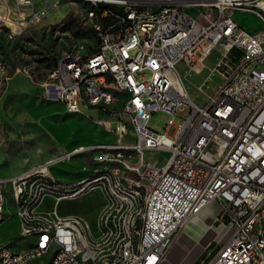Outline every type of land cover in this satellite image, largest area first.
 Listing matches in <instances>:
<instances>
[{
    "label": "built area",
    "instance_id": "2783aa9c",
    "mask_svg": "<svg viewBox=\"0 0 264 264\" xmlns=\"http://www.w3.org/2000/svg\"><path fill=\"white\" fill-rule=\"evenodd\" d=\"M0 0V24L11 39L52 14L59 4L44 1L37 11L34 0ZM88 5V0H84ZM106 25L90 26L96 33L94 52L79 58V50L54 57L41 94L56 96V102L78 108L116 106L100 121L116 138L98 146L80 145L48 161L0 181V215H5L6 197L17 208L21 247L11 241L0 248V264H47L37 262L47 246L59 253L57 264L90 261V264H159L185 224L198 218L210 205H218L214 220L218 235L228 240L209 251L197 264H264V0H97ZM112 5V12H105ZM73 7L79 6L72 2ZM203 8L197 16L185 10ZM86 15H92L89 6ZM237 10L253 12L263 23L259 31L244 28L233 18ZM197 11V10H196ZM219 47L222 57L211 76L223 82L205 105L195 103L180 75L201 73L205 60ZM236 50L239 57L231 55ZM23 72L31 76L28 67ZM9 80L8 67L0 60V94ZM201 88V87H199ZM189 114L182 122L175 116L182 107ZM171 118L164 132L148 126L153 112ZM176 124L173 135L169 129ZM135 137L125 143L129 133ZM127 145V152L114 153V145ZM147 151H168L163 165L147 160ZM91 155L99 184L59 181L53 165L77 156ZM100 166V167H99ZM108 170H116L121 193H105ZM90 176V175H89ZM86 176L84 178H88ZM44 179L58 180L56 190H41ZM101 189L104 202L113 201L108 214L97 217L96 232L79 214H61L60 202L81 196V189ZM131 188H139L144 206H136ZM31 189H39L31 201ZM70 189V196H62ZM45 200H53L44 207ZM80 223L90 233L80 232ZM121 224L116 234L120 249L97 254L105 230ZM40 231V238H32ZM55 234V243L47 235ZM94 240V247H86ZM48 257V256H47Z\"/></svg>",
    "mask_w": 264,
    "mask_h": 264
},
{
    "label": "rangeland",
    "instance_id": "374dc122",
    "mask_svg": "<svg viewBox=\"0 0 264 264\" xmlns=\"http://www.w3.org/2000/svg\"><path fill=\"white\" fill-rule=\"evenodd\" d=\"M10 1L14 5V1ZM44 1L34 0L37 11L44 6ZM48 1L60 6L50 8L52 12L50 16L30 27L18 38H9L8 28L0 24V60L7 65L9 75V80L0 94V168L4 173L9 171L18 173L79 143H88V145L109 143L116 138L108 128L110 125H101L99 122L110 119L109 117L112 116L110 111L115 108H123L126 97H118L116 106L110 105L109 111L105 108L82 106L83 112L88 116L66 113L64 105L52 103L42 97L37 82L46 77L54 57L67 50L94 52L93 46L96 43V38L88 34L93 22L85 14L86 6H89V11L94 8L90 1L88 5L83 3L84 0ZM72 2L78 3L79 6L73 7ZM185 10L197 16L204 9L185 7ZM234 15V19L246 29L259 31L263 28L261 19L253 12L238 10ZM66 20L71 21V26L64 30L60 25ZM232 55L239 57L240 53L234 50L230 56ZM221 57L220 48H215L205 60V68L201 73L193 72L189 75L185 66L178 65L190 98L195 103L205 105L209 100L208 95L215 94L223 82L218 73L211 76L212 69L216 67ZM25 67H28L31 76L23 72ZM188 114L189 108L182 107L175 116L176 124L186 119ZM170 118L171 115L164 112H153L148 126L158 132H164ZM176 124L169 129V135L174 134ZM124 142L129 144L135 142L131 132ZM169 155L168 151H147L145 158L152 161L158 160L160 165H163ZM91 157V155L77 156L60 161L53 165L51 170L55 177L64 183H76L82 178L89 180L95 175L93 172L97 168L91 162ZM86 176L89 177L84 178ZM102 189L110 193L104 183ZM131 197L134 198L136 206H144L140 189L137 196L131 193ZM6 200L5 219L0 223V248L11 241L13 249L20 251L24 247H21L17 239L21 235L17 208L8 197ZM52 202L53 200H45L44 207H51ZM112 208L113 201L104 202L103 193L99 188L91 191L87 189L80 197L74 200H63L59 205L61 214H79L85 217L94 232L97 230L96 222L100 209L101 214H107ZM212 209L218 210V205L215 204ZM198 221L195 220V225L192 222L187 230L200 234L202 229L199 223L201 222ZM212 231L217 236L219 228L215 225ZM114 232H121L120 223H113V230H105L101 242L97 245V254L106 253L107 246H110L111 242H113V249H120V242L116 241ZM83 233H89L87 223H83ZM231 233L232 231L223 240H228ZM218 238L220 235L217 236ZM206 240L205 236L203 243ZM86 241L91 245L90 247H94V240ZM51 256L52 253H49L48 257ZM80 264H90V262Z\"/></svg>",
    "mask_w": 264,
    "mask_h": 264
},
{
    "label": "crops",
    "instance_id": "0c3cea01",
    "mask_svg": "<svg viewBox=\"0 0 264 264\" xmlns=\"http://www.w3.org/2000/svg\"><path fill=\"white\" fill-rule=\"evenodd\" d=\"M235 12H233V15H232L233 18L235 16L234 15ZM248 30H250V29H248ZM251 31H253V30H251ZM254 31H256V30H254ZM37 84L39 85L40 91H41L40 81L37 82ZM47 101H49V100H47ZM52 103H60V102H52ZM60 104L64 105L63 103H60ZM64 109H65V112L68 113L65 105H64ZM70 114H73V113H70ZM73 115H78V114H73ZM80 145H88V143H79V144L70 146L65 151L61 152L60 154H57V155L50 157V158H47V159H45L39 163L53 159V158L61 155L62 153L69 151L72 148L78 147ZM39 163H36V165ZM27 169L28 168H26V169H24L18 173H11L10 171L7 173H4L2 171L3 169L0 168V177H9V176L17 175V174H19V173H21ZM214 205L215 204L208 206L200 214V216L198 218L191 219L190 221H188L185 224V226L183 227V229L181 230V232L179 233V235L177 236L175 241L171 244V246H170V248L166 254L165 259H163L159 264H197L199 262V260L202 257H204L209 251H211V250L216 251L218 249L219 245L225 242L223 240L225 237L221 238V235H220V238L217 239L218 233L216 236V233H214V231L211 232L212 228L215 227V225H216V227H218L217 224L214 223V220L218 214L219 208H218V210L214 211L212 209V206H214ZM195 220H199L198 222H201V223H199L201 225V229H202V230L200 229L201 230L200 234L191 233L190 232L191 230H187V229H189V226H191L190 224L192 222L194 223V225L196 224ZM199 228H200V226H199ZM205 236L207 237V240L203 243Z\"/></svg>",
    "mask_w": 264,
    "mask_h": 264
},
{
    "label": "bare ground",
    "instance_id": "6f19581e",
    "mask_svg": "<svg viewBox=\"0 0 264 264\" xmlns=\"http://www.w3.org/2000/svg\"><path fill=\"white\" fill-rule=\"evenodd\" d=\"M88 1H90L94 7L90 11L93 12V14L88 16L93 22V26L106 25V16H102V10L101 8H99V5L97 4V0H88ZM105 12H112V5H105ZM90 52L91 51L84 52L79 50V58L89 57ZM47 100L56 102V96H47ZM117 101H118V97L116 99V103ZM69 113L78 114V108H69ZM91 146H98V143L93 144ZM125 152H127V145L124 144L114 145V153H125ZM0 181H4V178H0ZM117 181H118V174L116 170H108L107 182H102V184L103 183L105 184V186L107 187L110 193H121V186L120 184H116ZM94 184H99V177L96 174L93 175V177L89 180H83V185H94ZM57 188H58V180L56 179H44L43 182L41 183V190H56ZM86 190L87 189H81V194ZM131 193L137 196L139 194V188H131ZM38 196H39V189H31V201H38ZM62 196H70V189H62ZM4 219H5V215H0V223ZM80 232L83 233V223H80ZM89 233H90V226H89ZM32 238H40V231H32ZM47 242L55 243V234H48ZM111 243H112V250H119V249H113V242ZM90 246L91 245H89V243L86 241V247H90ZM49 253H52V256L50 258L47 257ZM58 260H59V253H54V246H47L44 249V254L37 255V262H47V264H57ZM86 262H90V261H66L64 264H80Z\"/></svg>",
    "mask_w": 264,
    "mask_h": 264
},
{
    "label": "trees",
    "instance_id": "16d2710c",
    "mask_svg": "<svg viewBox=\"0 0 264 264\" xmlns=\"http://www.w3.org/2000/svg\"><path fill=\"white\" fill-rule=\"evenodd\" d=\"M61 26V28H63L64 30H66L67 28H69L70 26H71V21H65L63 24H61L60 25ZM88 34L90 35V36H92V37H95L96 36V33H95V31L94 30H92V29H89L88 30Z\"/></svg>",
    "mask_w": 264,
    "mask_h": 264
}]
</instances>
